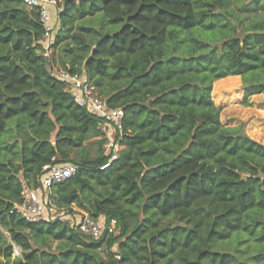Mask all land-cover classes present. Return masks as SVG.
I'll return each instance as SVG.
<instances>
[{
    "label": "trees",
    "instance_id": "16d2710c",
    "mask_svg": "<svg viewBox=\"0 0 264 264\" xmlns=\"http://www.w3.org/2000/svg\"><path fill=\"white\" fill-rule=\"evenodd\" d=\"M224 5L57 0L47 57L38 9L0 0V264H264V144L225 125L212 96L233 75L246 99L264 92V23L239 33ZM55 67L123 108L109 166L102 119ZM68 162L79 169L52 186V202L116 219L119 233L97 239L18 212L44 166Z\"/></svg>",
    "mask_w": 264,
    "mask_h": 264
},
{
    "label": "built area",
    "instance_id": "2783aa9c",
    "mask_svg": "<svg viewBox=\"0 0 264 264\" xmlns=\"http://www.w3.org/2000/svg\"><path fill=\"white\" fill-rule=\"evenodd\" d=\"M22 1L26 8H37L39 11V19L45 28V33L41 40L43 44L41 51L47 57H50L57 30L51 7L57 5V0ZM54 73L58 78L68 83L78 103L102 119L101 129L105 134L103 149L105 154L109 156L108 162L102 168L109 166L118 157L119 152L123 148L121 143L124 117L123 108L109 106L106 100L96 93L95 86L85 76L71 74L63 69H56ZM78 169L79 166L72 162L45 165L39 177V186H26L24 188L23 200L17 205L18 212L28 222L58 219L69 222L72 227L97 239L101 238L107 231L113 234L119 233L116 219L108 222L106 216L93 218L89 214L83 213L76 208V212H70L67 209L59 208L52 202V186L57 182L73 176Z\"/></svg>",
    "mask_w": 264,
    "mask_h": 264
},
{
    "label": "rangeland",
    "instance_id": "374dc122",
    "mask_svg": "<svg viewBox=\"0 0 264 264\" xmlns=\"http://www.w3.org/2000/svg\"><path fill=\"white\" fill-rule=\"evenodd\" d=\"M263 4L264 0H225L223 8L231 13V19L237 25L238 32L241 33L246 27L259 22L264 23V9L261 7ZM55 71L56 67L54 68ZM219 80L214 82L212 96L216 105L221 108L220 118L222 122L227 126H243L245 133L249 134L250 132L254 138H257L256 140L264 144V95L254 97V94L250 99H246L244 91L243 95L239 94L244 90L242 77L237 79V83H232V79L227 78L231 82L230 85L221 86L218 90V86L221 85ZM251 124L252 126H250ZM97 147L96 144L91 145L92 155L96 153ZM76 209L80 210L79 208ZM101 216L105 217V215ZM55 245L56 242H54ZM226 246L232 247L231 243L223 245V247ZM114 249L117 250L118 246L115 245ZM250 251L251 249H248L241 253V257L249 256ZM18 254H20V250L16 247L14 255ZM103 254L106 255L104 251Z\"/></svg>",
    "mask_w": 264,
    "mask_h": 264
},
{
    "label": "crops",
    "instance_id": "0c3cea01",
    "mask_svg": "<svg viewBox=\"0 0 264 264\" xmlns=\"http://www.w3.org/2000/svg\"><path fill=\"white\" fill-rule=\"evenodd\" d=\"M51 11H52V15H53V20H54V24L55 25H58V23H59V11H60V8L57 6V5H55V6H52L51 7ZM231 77V78H230ZM230 77H224V78H221L219 81H220V84H223V83H228L229 81L227 80V78H229V79H232L231 80V82L232 83H237V79H239V77H241L240 75H233V76H230ZM230 82V83H231ZM231 87H233V85H231ZM244 90H242L241 92H239V94H241V95H243V92ZM257 95H264V92L263 93H258V94H255L254 95V97H256ZM250 126H252V124L250 125ZM250 128V127H249ZM249 132V131H248ZM251 138H253V139H257V138H254L253 136H252V134H250V132H249V134H248ZM257 141H259V140H257ZM260 142V141H259Z\"/></svg>",
    "mask_w": 264,
    "mask_h": 264
}]
</instances>
